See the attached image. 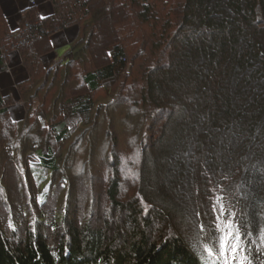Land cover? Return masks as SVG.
<instances>
[{
	"label": "trees",
	"instance_id": "16d2710c",
	"mask_svg": "<svg viewBox=\"0 0 264 264\" xmlns=\"http://www.w3.org/2000/svg\"><path fill=\"white\" fill-rule=\"evenodd\" d=\"M50 1L53 12L46 17L30 8L17 30L7 28L4 20L0 25V50H16L27 71L26 79L17 83V98L25 110L22 118L11 116L12 97L0 92V147L5 137L12 143L21 135L34 134L33 127L42 121L39 110L49 102L46 88L58 84V99L64 96L70 62L84 60V51L78 49L81 31L87 33L103 20L106 10L119 8L124 26L130 11H136L137 18L151 27L131 58L129 77L136 72L145 82L141 121L152 122L149 134L140 130L142 161L131 177L138 181L136 192L120 199L118 164L107 192L112 208L125 212L129 252L125 255L114 247L117 238L106 242L104 230L97 229L89 216L79 226L66 201L47 221L41 212L36 227L26 225L18 236L9 230L14 213L3 217L0 264H205L203 244L215 233L212 205L220 194L230 209H237L246 235L263 237L264 0H167L161 4L162 14L152 0ZM73 25L80 29L70 43L73 58L47 70L44 56L53 50L51 36ZM119 33L111 30L104 47L107 56L82 76L89 90L127 67L128 48L138 40L125 43ZM58 99L51 107H59ZM76 99L72 110L90 123L92 102ZM62 126L56 127L59 138L66 136ZM22 147L13 149L12 156L28 148L24 142ZM4 153L0 160L12 161ZM38 156L50 174L59 171L51 150ZM47 196L40 193L37 202ZM46 231L60 235L57 242H50ZM255 243L249 257L254 264H264Z\"/></svg>",
	"mask_w": 264,
	"mask_h": 264
},
{
	"label": "rangeland",
	"instance_id": "374dc122",
	"mask_svg": "<svg viewBox=\"0 0 264 264\" xmlns=\"http://www.w3.org/2000/svg\"><path fill=\"white\" fill-rule=\"evenodd\" d=\"M163 1L167 0L151 1L156 3V9L161 14L164 13L161 5ZM119 10L117 7L106 10L103 12V20L88 28L87 33L81 31L80 38L83 39L79 42L78 49L84 51V60L81 61L79 58L80 60H77L76 64L70 62L72 64L71 68L69 67L71 76L64 86L65 94L61 100L58 99V84L43 91L49 102L45 109L39 110L42 121L38 122L37 127H33L34 130L31 132L34 134L31 136L18 135L20 137L16 140L13 139L12 143L6 137L3 138L0 155H4L6 151L13 159L8 161L4 157L5 159L0 160V229L3 217L6 218V215L13 212L14 220L11 222L9 230L11 229L18 236L26 225L36 227L41 212H45L47 221L52 213L67 201L72 211L71 218L76 220L79 226L89 216L97 229L104 230L107 237L106 242L108 239L111 241L117 238L114 247L125 255L128 254L129 237L126 233L125 212H117L112 208L107 192L108 184L115 175L113 167L116 164H118L119 173L121 172L119 176L122 182L119 192L120 199L129 198L136 192L138 181H132L131 177L133 171L140 166L142 161L140 151H142L143 145L140 143V134L150 133L149 126L152 120L141 121L142 113L140 114V111H143L144 104L142 106L140 93L145 82L136 77V72L132 73L130 77L129 75L132 68L131 58L141 48V36L149 33L151 26H147V22L143 23L139 20L136 11H130V19L127 18L128 23L124 26L123 23H120L121 13ZM70 28L75 29L77 34L80 31L77 25L70 26ZM113 28L120 32L123 41L126 40L125 43L127 41L135 42V40H138V43L133 46L131 43L128 48V54L131 57H128L126 61L125 70L116 72L110 79L101 80L98 88L89 90L82 76L86 71L102 63L104 56H107V53H104V47ZM68 48L69 46L59 48L58 56L52 61L50 60L51 64L49 60L46 64L44 62L46 69L54 71L59 64L72 59L73 54L63 57L69 50ZM0 51L4 52V50ZM69 53H71L70 50ZM59 57H63V59H59ZM21 66L24 67L22 62ZM60 70L63 71V67ZM62 71L57 74L58 80H61L60 85L63 80ZM25 72L27 73L26 70ZM52 79L53 76L50 77L49 82ZM13 95L15 96L10 95L12 98L9 102L15 107L10 109V113L14 119H19L24 115V104L20 102L19 97L20 101L18 100V102L20 103L17 104V95L14 93ZM76 98L82 101L90 99L92 102L90 123L86 124L79 112L72 110L73 105L78 103ZM57 99L60 105L55 109L51 107V103ZM71 100L73 101L71 102ZM51 109L53 113L48 115ZM58 122L63 123L61 128L67 131L63 138L58 137L59 132L56 127L60 128L61 125ZM162 122L159 119V123L162 124ZM158 126L159 124L156 128ZM33 139L36 142L32 144ZM23 142L25 148L28 147L27 150L25 152L16 151L12 156L11 151L15 148H23ZM48 150L53 152L59 166V171L53 175L40 165L38 156L40 152L41 154L48 153ZM114 155L118 157L116 160ZM130 172L132 173L130 174ZM39 187H45V189L40 190ZM44 191L48 193L47 198L37 202L39 194ZM34 203H37L38 207ZM43 205L44 207H41ZM229 210L237 212L234 207ZM215 215H217L216 212ZM17 217L20 219L18 220ZM24 217L26 219H22ZM7 224H9L8 221ZM156 233L157 231L153 232V236L157 235ZM261 235L252 239L245 234L244 241L247 252H250L251 245L257 242L255 247L258 245L262 250L260 253L264 255V236ZM46 236L50 242H57V237L59 238L60 235L54 236L52 232L46 231ZM251 264H254L252 260Z\"/></svg>",
	"mask_w": 264,
	"mask_h": 264
},
{
	"label": "crops",
	"instance_id": "0c3cea01",
	"mask_svg": "<svg viewBox=\"0 0 264 264\" xmlns=\"http://www.w3.org/2000/svg\"><path fill=\"white\" fill-rule=\"evenodd\" d=\"M35 1L37 3L36 6H33L30 3V0H0V25L3 24L2 21L4 20L7 28L11 29V31L17 30L19 28L20 20L24 16L25 11L30 8H35L41 17H46L52 14L54 7L50 0ZM76 36L77 32L72 28L54 33L50 39L53 50L52 52L44 56L45 64L48 60L51 64L52 59L57 58V50L59 48L63 46H69L68 49L71 50L70 42L73 41ZM69 50H67L66 54L63 57L72 54V52L69 53ZM1 52L2 51H0V53ZM6 54V60H3L0 56V92L4 96H15L13 95V93L17 95V83L26 79L27 75L24 67L21 66V58L19 53L16 50H13ZM63 57H59V59H63ZM14 61H16V63H13ZM44 67L46 68L45 65ZM20 74L22 77L20 76ZM16 99V103L19 104V99ZM13 107L15 106L9 105L10 109Z\"/></svg>",
	"mask_w": 264,
	"mask_h": 264
},
{
	"label": "snow or ice",
	"instance_id": "6c2138e0",
	"mask_svg": "<svg viewBox=\"0 0 264 264\" xmlns=\"http://www.w3.org/2000/svg\"><path fill=\"white\" fill-rule=\"evenodd\" d=\"M215 201L212 210L217 213L214 228L218 235H210L203 244L206 255L202 259L206 264H251L244 241L246 233L237 220L239 213L229 210L223 194L217 195ZM200 228L203 230L205 225L201 223Z\"/></svg>",
	"mask_w": 264,
	"mask_h": 264
},
{
	"label": "built area",
	"instance_id": "2783aa9c",
	"mask_svg": "<svg viewBox=\"0 0 264 264\" xmlns=\"http://www.w3.org/2000/svg\"><path fill=\"white\" fill-rule=\"evenodd\" d=\"M30 3H31L33 6H36V5H37V3H36L35 0H30ZM0 56H1V58H2L3 60H6L7 54L3 52V53H0Z\"/></svg>",
	"mask_w": 264,
	"mask_h": 264
}]
</instances>
